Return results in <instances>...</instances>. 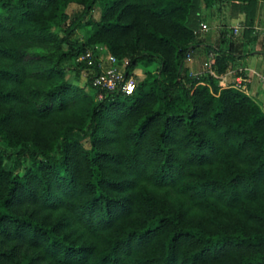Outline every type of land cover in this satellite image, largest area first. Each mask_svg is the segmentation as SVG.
<instances>
[{"label": "trees", "instance_id": "obj_1", "mask_svg": "<svg viewBox=\"0 0 264 264\" xmlns=\"http://www.w3.org/2000/svg\"><path fill=\"white\" fill-rule=\"evenodd\" d=\"M255 1L0 0V264H264V109L185 64L193 10ZM58 25L35 69L93 88L76 58L100 46L147 68L133 93L93 88L74 116L68 84H32L22 53Z\"/></svg>", "mask_w": 264, "mask_h": 264}, {"label": "crops", "instance_id": "obj_2", "mask_svg": "<svg viewBox=\"0 0 264 264\" xmlns=\"http://www.w3.org/2000/svg\"><path fill=\"white\" fill-rule=\"evenodd\" d=\"M207 9L209 10L206 16L210 21L199 17L197 22H212L214 28L198 33L200 41L189 58L190 73L202 78H212L219 88L230 87L239 77L250 78L246 93L264 109V81L261 79L264 75V65L260 63L261 58L264 61V50H255L247 55H243L244 52L237 54L234 50L224 54L222 51H216L211 63L206 65L208 54L214 49L217 50L216 45L219 50L226 49V43L222 40H226L230 30L232 32L236 27L237 34L241 37L244 30L250 29L251 35L264 39L261 36L264 29V1L257 0L251 5L246 2H217ZM195 31H198L197 27Z\"/></svg>", "mask_w": 264, "mask_h": 264}, {"label": "rangeland", "instance_id": "obj_3", "mask_svg": "<svg viewBox=\"0 0 264 264\" xmlns=\"http://www.w3.org/2000/svg\"><path fill=\"white\" fill-rule=\"evenodd\" d=\"M196 10L197 11L193 10L192 12L193 13L195 12L194 14H197L198 18L201 17L205 19V21L206 20L210 21L208 20L209 17L206 16L207 11L209 9H207L203 5H199L198 9ZM1 14L3 13H2V10L0 9V16ZM93 16L94 18H97L99 16L98 8H96V10L94 11ZM205 21H200L198 23V26H196L197 24L195 23L196 25L194 24L193 26L197 27L199 30L200 24L203 22L207 24L208 30L214 28L212 22L207 23ZM208 30H206L205 32H207ZM87 31H88V27H81L76 30V33L78 37L84 39ZM52 32H55V36H56L54 41H51L48 43L44 42V44H38V45L33 44L32 46H29L26 49H24L25 51L23 50L24 52L22 53V59L24 61V64L26 65V68L28 69L27 70L28 79L30 80L32 84L33 83H36V84L45 83L47 86L54 85V84H60V83L68 84L70 86V89L67 91L68 97L66 100L67 104L65 107V113L68 115L78 116V115H81L83 111H85L88 103L93 100L92 97L94 96V93H95L94 89L89 88L88 85L86 84L87 77H86L85 72H81L79 76H75V70H69V71L65 70L64 72L61 73L60 76H56V77L54 76L51 78L45 70L35 69L34 66L32 65L33 62L30 61L31 59H35V57L47 58L44 60H48V58L52 60L55 58L56 54L60 50L59 40L62 35L59 25L53 27ZM200 32H204V31H200ZM207 34H209V32ZM227 40H231L233 42L232 49L236 51L237 54H243L242 52L246 53L247 51L253 52L255 50L257 51L264 50V43L261 45L262 39L261 37H257V35H251L249 37L250 43L243 44L242 37L238 35L237 33L235 34L234 31L231 32L230 30ZM37 46H40V47H37ZM189 58L185 61V64L187 66L190 64ZM260 61H261L260 63L263 66L264 65L263 58H261ZM38 62H42V61H38ZM42 63H47V62L43 61ZM72 64L73 63L70 58H65L61 62V66H63L64 68H66L67 66H71ZM149 68L151 70L156 69V64L150 65ZM146 69L147 68L145 67L144 68L137 67L135 69L136 80H140L144 77V74H145L144 70ZM86 95L88 97H86ZM8 166L13 168V164H11L10 162H8ZM14 171L16 170L14 169Z\"/></svg>", "mask_w": 264, "mask_h": 264}, {"label": "built area", "instance_id": "obj_4", "mask_svg": "<svg viewBox=\"0 0 264 264\" xmlns=\"http://www.w3.org/2000/svg\"><path fill=\"white\" fill-rule=\"evenodd\" d=\"M260 29V28H258ZM208 30L206 23L200 24V29L196 31ZM238 27L233 31L238 33ZM261 36L264 38V29ZM216 56V49L210 51L208 54V61L206 65H209L212 59ZM77 62H86L88 65H96L98 70L91 75L90 85L99 91L98 98H102L103 92H120L125 95L133 93L136 85L135 70L127 71L126 65L127 59H118L114 55L106 52L102 47L98 46L95 50L86 49L81 55L76 58ZM194 78L199 79V75L191 74ZM261 79L264 81V75ZM250 82V78L239 77L231 85L232 87L246 93L247 83Z\"/></svg>", "mask_w": 264, "mask_h": 264}]
</instances>
